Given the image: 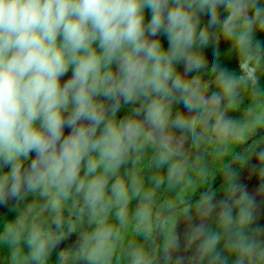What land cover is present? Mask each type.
<instances>
[{
    "label": "clouds",
    "instance_id": "clouds-1",
    "mask_svg": "<svg viewBox=\"0 0 264 264\" xmlns=\"http://www.w3.org/2000/svg\"><path fill=\"white\" fill-rule=\"evenodd\" d=\"M222 44L231 70L221 64ZM261 76L264 0H0V207L38 193L56 229L33 205L3 222L10 264H46L62 243L69 198L94 225L76 241L86 264H111L132 199L142 202L134 231L148 237L156 190L195 188L193 153L198 163L209 147L225 157L262 134L264 103L243 120L227 114L242 91L264 95ZM149 151L147 166L158 174L146 188L138 165ZM242 163L243 172L226 173L221 191L184 200L183 244L168 227L163 264H264V144H253ZM195 171L205 182L202 163ZM245 172L259 181L254 191ZM161 207L174 212L177 202ZM128 249L129 264H153L143 247Z\"/></svg>",
    "mask_w": 264,
    "mask_h": 264
},
{
    "label": "flooded vegetation",
    "instance_id": "flooded-vegetation-1",
    "mask_svg": "<svg viewBox=\"0 0 264 264\" xmlns=\"http://www.w3.org/2000/svg\"><path fill=\"white\" fill-rule=\"evenodd\" d=\"M65 79H67V77H65ZM123 114L124 113H121V115ZM257 131L263 132L264 130L257 129ZM262 137H264V134L258 136L254 141L250 142L243 149L237 161V164L231 173L235 174L244 171L245 165L244 163H242V160L248 155H250L251 146L253 144H257L256 142ZM240 149V147H236L228 156L219 157L216 155L215 151L211 147H209L207 153L204 156L203 161L200 163L195 161V154L193 153V155L190 157V163L193 165L194 170L199 168L202 163L203 167L207 170L208 173L206 181L201 183V180L198 177V181L194 183L195 188H192V193L190 195H187L185 199H180V197L176 195L174 188L166 189V196H163L161 193L156 191L155 201L152 204L153 231L148 237H145V235L143 234H137L134 231L136 221L133 219V214L138 205L142 202L137 199H132L128 208L129 224L123 230L124 241L122 244L118 245L116 253L112 257L111 264H129V244H134L136 246L143 247L145 251L149 252V254L153 257V264H163L160 249L165 241L168 227H174L175 232L180 236L181 243L183 244V237L188 226L186 218L182 215L183 209L185 207L184 200H190L192 197H197L199 193L203 191H209L217 180L221 181L231 168ZM150 156L151 152H146L143 161L138 165L139 175L142 178L146 188L152 187L150 177L155 174H158V170L154 168H149L147 166L149 163ZM231 160L232 162H230ZM125 167L131 168L132 165L130 163ZM225 167L227 168V170H224ZM123 171L124 169L121 170L122 173ZM243 179L244 182L248 184L249 190L252 191H254L255 187L259 184V181L256 177L249 178L246 172L243 174ZM224 181L220 184L219 187L212 189L211 192L221 191L224 185ZM170 200L177 202V207L175 208L174 212H169L161 207V205L165 201ZM45 203L46 198L41 197L38 193L27 195L23 201L13 205L11 208L3 210L0 213V231H2L3 222L12 220L20 212H24L29 205H33L36 210L40 211L41 219L47 221L48 226H50L52 231L55 232V226L51 225V213L47 210H41V206ZM62 215L65 220L62 229L64 233L62 237V243H60L59 246L55 248V250L51 253L50 257L46 261V264H86L83 259H79L77 257L78 249L76 247V241L78 240L80 233L90 231L92 227H94V225H91L89 223L86 210L83 209L82 205L73 198H69V200L64 202ZM157 216H159L161 219L169 216H174V225L171 223L168 226L162 225L161 223L157 222ZM109 222L113 225L117 223L114 214L109 217ZM209 224L213 228L215 227L214 220H209ZM22 252L25 254L28 252L26 246L22 245ZM181 252L185 257L191 255V251H184L183 248L181 249ZM61 253L63 254V259H61L58 255ZM9 257L10 249L8 248V246L0 244V264H10Z\"/></svg>",
    "mask_w": 264,
    "mask_h": 264
},
{
    "label": "rangeland",
    "instance_id": "rangeland-1",
    "mask_svg": "<svg viewBox=\"0 0 264 264\" xmlns=\"http://www.w3.org/2000/svg\"><path fill=\"white\" fill-rule=\"evenodd\" d=\"M166 43L167 42L165 41V46H166ZM212 51L213 50H212L211 47H209L206 50V53H207L209 62H211V60H212ZM220 60H221V64H222L223 67H227L230 70L232 69V67H234V65H233L234 60L231 59V53L228 51V46L227 45L222 44L221 47H220ZM230 60H231V62H228ZM69 75H70V73H69ZM205 78L206 79H209V77H205ZM261 84L264 85V76H261V79H260V82H259V86ZM250 95H252V94H250ZM250 95L248 97L249 99H250V97H252ZM241 96L242 97H247V96H244L243 94H241ZM227 114H228V116H230L232 118H235V119H239V118L242 117L241 110H237V109H235V110H229ZM236 172H237V170H236ZM159 174L163 175L164 173H163V171H160ZM189 175L191 176L193 183H195L196 181H198L197 173H196V171L193 168H190ZM166 189H169L168 186H167V184L161 186L156 191H158L159 193H161L163 196H166V191H167ZM174 190L176 192V195H178L180 197V199H185L187 195H190L192 193V188L191 187H186L185 185H178V186L174 187ZM261 209L264 210V205L261 206ZM260 223H261L262 226H264V218H262L260 220Z\"/></svg>",
    "mask_w": 264,
    "mask_h": 264
},
{
    "label": "crops",
    "instance_id": "crops-1",
    "mask_svg": "<svg viewBox=\"0 0 264 264\" xmlns=\"http://www.w3.org/2000/svg\"><path fill=\"white\" fill-rule=\"evenodd\" d=\"M258 87L261 90H264V85L263 84H261ZM241 94H243L244 96H247V97H242L241 102L238 104V106L236 108L237 110H241V112H242V117L241 118L238 117L239 120H243L244 114H245V112L247 111V109L250 106H252V105H260L261 103H264V95H262L259 99H257L255 97H253L252 95H250L251 94L250 90L249 91H242ZM249 95L252 96V97H250V99L248 98ZM262 110H264V109H262ZM254 118H255L254 115L249 117V119H254ZM256 143L257 144L258 143L259 144H264V137L260 138Z\"/></svg>",
    "mask_w": 264,
    "mask_h": 264
},
{
    "label": "water",
    "instance_id": "water-1",
    "mask_svg": "<svg viewBox=\"0 0 264 264\" xmlns=\"http://www.w3.org/2000/svg\"><path fill=\"white\" fill-rule=\"evenodd\" d=\"M262 134H264V131L262 132ZM257 138V137H256ZM255 140V139H254ZM253 139H250L249 141H248V144L250 143V142H252V141H254ZM247 146V145H246ZM245 146V147H246ZM244 147V148H245ZM244 148H241L240 150H239V152H238V154H237V156H236V158H235V160H234V162H233V164H232V166H231V168L229 169V171L228 172H232L233 171V169H234V167L236 166V164H237V161H238V159H239V157H240V155H241V153H242V151H243V149ZM226 179V175L223 177V179L221 180V183L224 181ZM214 188H216V187H212L209 191H211L212 189H214ZM5 209H7V208H4V207H0V213L3 211V210H5Z\"/></svg>",
    "mask_w": 264,
    "mask_h": 264
},
{
    "label": "trees",
    "instance_id": "trees-1",
    "mask_svg": "<svg viewBox=\"0 0 264 264\" xmlns=\"http://www.w3.org/2000/svg\"><path fill=\"white\" fill-rule=\"evenodd\" d=\"M205 19H206V18H205ZM230 162H232V160H231ZM224 170H227V168L225 167ZM220 177H222V176H220ZM220 177H219V178H220Z\"/></svg>",
    "mask_w": 264,
    "mask_h": 264
}]
</instances>
